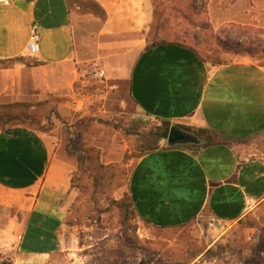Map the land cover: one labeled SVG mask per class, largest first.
<instances>
[{
	"label": "crops",
	"instance_id": "1",
	"mask_svg": "<svg viewBox=\"0 0 264 264\" xmlns=\"http://www.w3.org/2000/svg\"><path fill=\"white\" fill-rule=\"evenodd\" d=\"M91 1L104 15L99 35L128 42L152 23L150 0ZM81 19L69 0H0V61L39 63L0 69L1 104L25 102L32 109L71 88L78 75L75 22ZM33 23L42 28L35 57L27 50ZM143 43L131 44L137 53L126 76L135 112L214 131L221 142L200 149L161 147L137 158L127 185L135 214L154 229L206 217L240 221L264 201V68L246 62L212 66L185 45ZM73 172L45 133L0 126V207L24 215L19 238L26 251L60 249L69 228L59 200Z\"/></svg>",
	"mask_w": 264,
	"mask_h": 264
},
{
	"label": "rangeland",
	"instance_id": "2",
	"mask_svg": "<svg viewBox=\"0 0 264 264\" xmlns=\"http://www.w3.org/2000/svg\"><path fill=\"white\" fill-rule=\"evenodd\" d=\"M69 1L71 10L82 16L75 22L78 75L71 88L32 109L25 102H0L1 127L24 125L45 133L57 156L73 165L70 189L59 200L69 232L57 252L35 255L19 238L24 215L0 207V264H264V201L235 223L206 217L172 229L149 227L129 205L133 162L161 126L135 112L129 99L126 76L137 53L131 44L143 39L145 47L159 41L194 47L191 38L176 32L188 21L171 18V29L157 22L151 34L148 27L125 42L99 35L104 15L91 0ZM167 1L186 9L185 0ZM192 11L190 22H206L216 34L230 24L249 28L256 44L249 47L251 56L224 51L219 56L226 64L264 68V0H206L204 7L195 0ZM24 63L36 66L31 59ZM165 144L163 140L159 147Z\"/></svg>",
	"mask_w": 264,
	"mask_h": 264
},
{
	"label": "trees",
	"instance_id": "3",
	"mask_svg": "<svg viewBox=\"0 0 264 264\" xmlns=\"http://www.w3.org/2000/svg\"><path fill=\"white\" fill-rule=\"evenodd\" d=\"M152 6V15L153 20L149 26V34L154 31V24L160 22L162 26H165L168 29H171V18L177 19L176 16L181 17L182 21H188L186 25L181 30L176 32L184 39L191 38L194 47L185 45L184 43L179 42H170L169 43H179L185 45L192 49L197 56L205 63L212 66H221L227 65L224 60L219 56V51L224 52H236V53H245L248 56H251V50L249 47H252L256 44L252 42V38L249 35V28H245L240 25L230 24L223 27L217 34L213 32L208 23L203 22H190V14L193 13L192 5L195 3V0H185L187 3L185 11H181L178 7L168 6L167 0H150ZM202 6L206 4V0H201ZM171 12L169 15H165V12ZM189 13V14H188ZM200 13H197L198 15ZM178 28V27H177ZM259 42V39L254 38ZM240 41V42H239ZM239 42V43H237ZM168 43V41H159L149 44L147 47H153L158 44ZM261 44H264L263 42ZM258 45V44H257ZM25 59L17 58L14 60L0 61L1 68L8 69L13 67L14 63H24ZM36 65L39 63L36 62ZM159 121V120H157ZM160 128L154 134V141L150 142L143 152L140 154V157L160 149L159 143L163 140H167V136L170 128L173 126L176 129L182 131L185 134V140L180 143L173 145L165 144V149H200L221 142L219 135L211 130L195 127L184 122L171 123L169 121L161 120ZM129 198V197H128ZM129 205L134 211L133 205L129 199ZM135 212V211H134ZM123 224L125 222L123 221Z\"/></svg>",
	"mask_w": 264,
	"mask_h": 264
},
{
	"label": "built area",
	"instance_id": "4",
	"mask_svg": "<svg viewBox=\"0 0 264 264\" xmlns=\"http://www.w3.org/2000/svg\"><path fill=\"white\" fill-rule=\"evenodd\" d=\"M42 33V28L40 25L33 23L30 26V37L28 42V55L35 57L38 54L39 41Z\"/></svg>",
	"mask_w": 264,
	"mask_h": 264
},
{
	"label": "water",
	"instance_id": "5",
	"mask_svg": "<svg viewBox=\"0 0 264 264\" xmlns=\"http://www.w3.org/2000/svg\"><path fill=\"white\" fill-rule=\"evenodd\" d=\"M184 140H185V134L182 131L172 126L169 130L166 143L169 145H173L176 143L183 142Z\"/></svg>",
	"mask_w": 264,
	"mask_h": 264
}]
</instances>
